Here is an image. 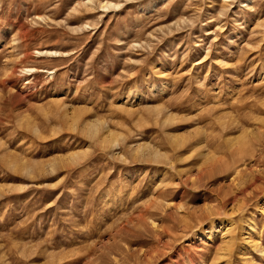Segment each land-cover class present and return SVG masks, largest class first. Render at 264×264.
<instances>
[{
    "label": "rangeland",
    "instance_id": "obj_1",
    "mask_svg": "<svg viewBox=\"0 0 264 264\" xmlns=\"http://www.w3.org/2000/svg\"><path fill=\"white\" fill-rule=\"evenodd\" d=\"M0 264H264V0H0Z\"/></svg>",
    "mask_w": 264,
    "mask_h": 264
},
{
    "label": "bare ground",
    "instance_id": "obj_2",
    "mask_svg": "<svg viewBox=\"0 0 264 264\" xmlns=\"http://www.w3.org/2000/svg\"><path fill=\"white\" fill-rule=\"evenodd\" d=\"M108 5H103V7H107ZM110 6V5H109ZM96 130H98V128H96ZM97 133V132H96ZM234 145V144H233ZM236 146V145H235ZM141 147H139L138 148V150L137 151H139V149H140ZM142 149V148H141ZM140 149V150H141ZM149 149V148H148ZM151 150V149H150ZM156 150V149H155ZM152 152V151H151ZM155 152V151H154ZM160 154H161V152H160ZM159 153H158V151H157V153H156V156L158 155V157H160L161 155H160ZM155 155V154H154ZM160 155V156H159ZM157 157V158H158ZM245 169V170H244ZM243 170H239V171H237L238 173H237V177H239L238 179H239V182H238V184L240 185V187H241V185H242V191L241 192H243V191H245V192H250L251 190H252V186L254 185V181L259 177V174H258V172L260 171L259 169H252V170H250V169H247V168H244ZM254 170V171H253ZM236 176V175H235ZM236 178V177H235ZM237 179V180H238ZM235 181H236V179H234ZM236 185H237V183H236ZM241 189H239V190H241ZM244 192V193H245ZM252 193V192H251ZM247 194V193H246ZM252 195V194H251ZM241 202V201H240ZM241 205V204H240ZM233 207V206H232ZM235 208V207H234ZM182 209V208H181ZM234 249V248H233ZM226 250V249H225ZM144 257V256H143ZM60 258V257H59ZM61 260H63V259H65L64 258V256H62L61 258H60ZM60 259H58V262H59V260Z\"/></svg>",
    "mask_w": 264,
    "mask_h": 264
}]
</instances>
